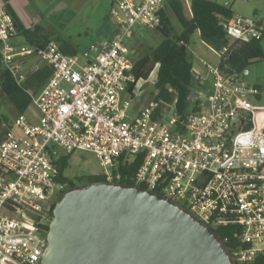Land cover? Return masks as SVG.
<instances>
[{
	"label": "built area",
	"instance_id": "built-area-1",
	"mask_svg": "<svg viewBox=\"0 0 264 264\" xmlns=\"http://www.w3.org/2000/svg\"><path fill=\"white\" fill-rule=\"evenodd\" d=\"M165 4L112 0L114 35L82 54H67L52 38L43 45L15 42L19 29L0 3L2 64L30 93L38 115L35 123L26 113L17 115L0 141V264L42 262L54 195L66 187L58 179L62 153L55 145L65 154L94 152L112 183L123 177L120 166L141 158L129 176L136 185L184 206L212 229L240 225L242 245L230 252L234 264H251L264 252V104L262 91L246 80L249 67L228 71L187 44L204 68L192 69L195 107L184 119L175 101L151 100L135 115L128 113L142 80L132 73L135 49L128 40L135 25L159 26ZM221 24L231 42L214 50L220 59L235 40L263 34L251 18H221ZM31 56L53 69L39 93L25 86Z\"/></svg>",
	"mask_w": 264,
	"mask_h": 264
},
{
	"label": "water",
	"instance_id": "water-1",
	"mask_svg": "<svg viewBox=\"0 0 264 264\" xmlns=\"http://www.w3.org/2000/svg\"><path fill=\"white\" fill-rule=\"evenodd\" d=\"M41 264H234L223 241L143 186L81 184L56 202Z\"/></svg>",
	"mask_w": 264,
	"mask_h": 264
},
{
	"label": "trees",
	"instance_id": "trees-1",
	"mask_svg": "<svg viewBox=\"0 0 264 264\" xmlns=\"http://www.w3.org/2000/svg\"><path fill=\"white\" fill-rule=\"evenodd\" d=\"M191 15L188 17L185 12L183 0H166L165 8L161 11V23L155 29L161 34L160 41L152 45L147 52L133 59L132 73L137 79L148 80L151 73L156 68L157 77L155 80L156 91L152 93V100L162 101L171 104L176 102V112L181 118H185L187 111L195 107L193 102L194 80L192 69L193 59L187 52L186 45L191 42L194 33L199 30L201 39L217 51L222 50L230 42L221 18L230 19L234 16L230 3H221L216 0H191ZM172 16L180 24L176 29L173 25ZM37 33L44 35V39L33 38L28 42L32 44H45L50 38V33L45 32V28L39 24L24 29L23 35ZM252 38L249 41L242 39L231 43L228 50L221 56L220 65L228 71H240L256 61L264 58V51L261 44L262 38ZM61 44L60 48L67 54H76L78 49L71 41L57 38ZM53 72L51 66L39 68L27 76L25 86H42L46 83ZM45 82V83H44ZM260 90L261 87L255 84ZM133 84L130 85L132 89ZM0 88L8 97L10 102L17 110V114L25 113L32 104V97L22 86H19L12 77L9 70L2 64L0 54ZM261 97V96H260ZM192 98V100H191ZM165 104L156 111V116H160ZM6 117L0 116V141L2 140L7 128L2 127ZM11 126V123L8 124ZM72 154L62 153L57 159L58 179L65 183L66 190L81 184L105 181L101 174H85L76 177L65 175V170L69 166ZM141 164V158L134 160L130 164L120 166L119 170L123 177L120 183L136 185V182L129 176L134 174ZM54 205L51 209L53 216ZM49 229V226H48ZM223 241L229 252L242 245L240 241V225H225L213 229ZM251 264H264V252L259 253Z\"/></svg>",
	"mask_w": 264,
	"mask_h": 264
},
{
	"label": "rangeland",
	"instance_id": "rangeland-1",
	"mask_svg": "<svg viewBox=\"0 0 264 264\" xmlns=\"http://www.w3.org/2000/svg\"><path fill=\"white\" fill-rule=\"evenodd\" d=\"M191 0H183L185 12L190 17ZM221 3H230L234 12V18L243 17L251 18L257 22L264 31V0H216ZM107 0H28L27 11L32 13L36 22L45 28L46 33L57 40L67 39L71 41L78 52L82 54L89 50L92 43L107 38L108 26L114 25L112 17L106 11L105 5ZM173 25L176 29L180 28V24L174 16H172ZM114 20V19H113ZM31 35V34H29ZM23 37H20L22 40ZM162 38L161 34L155 28L135 25L134 34L129 38L128 44L135 49L132 58H136L147 52L152 46L157 44ZM264 51V35L261 41ZM189 45L196 52L213 65H217L220 61V56L214 50L208 48L207 44H202L197 33L192 36ZM32 57V56H31ZM34 58L37 59L35 56ZM194 65L198 66V60H194ZM251 74L246 80L251 84H258L261 87L262 95L260 103L264 104V58L256 60L249 65ZM156 71H154L148 80H141L132 100V106L147 105L153 98L152 93L156 91L155 80ZM203 98H207L203 96ZM192 100V98H191ZM194 102H191L193 105ZM207 104V103H206ZM130 108L128 113L135 115L136 110ZM34 106H29L26 115L29 119H35ZM17 110L10 102L8 97L0 89V116L6 117L2 127L7 128L8 124H13L17 117ZM55 148L60 153H65V150L55 145ZM103 167L100 160L94 152L88 150L75 151L69 162L68 168L65 170V175L76 177L85 174H101ZM62 196L54 195L55 202H58Z\"/></svg>",
	"mask_w": 264,
	"mask_h": 264
},
{
	"label": "crops",
	"instance_id": "crops-1",
	"mask_svg": "<svg viewBox=\"0 0 264 264\" xmlns=\"http://www.w3.org/2000/svg\"><path fill=\"white\" fill-rule=\"evenodd\" d=\"M0 3L3 4L8 10L9 12L12 14L15 22H16V25L19 29V35L18 37L15 39V42L17 43H23V42H28L29 40L33 39V38H39V39H44V35H39L37 33H34V34H31V35H23L22 34V31L24 29H27V28H31L35 25L38 24V22H36V19H34V16L32 13L28 12L27 11V5H28V0H0ZM111 3H112V0H107L106 2V5H105V8H106V11L109 12V9H110V6H111ZM190 5V8H191V1L189 3ZM191 11H190V15H191ZM112 21L113 18H112ZM114 25H115V21H114ZM115 29H116V26H108V37H111L114 35L115 33ZM195 33H197L199 35V38L201 40V43L202 44H206L200 37V31L197 30ZM25 37L23 38L22 40H20V37ZM53 39V38H52ZM105 39V38H104ZM103 40V39H102ZM101 41V40H99ZM98 41V42H99ZM98 42L96 43H92L90 45V47L94 44H97ZM59 45L61 44V42L59 41L58 42ZM72 43V42H71ZM73 44V43H72ZM74 45V44H73ZM208 48L212 49V50H215L214 48H212L211 46H209L207 44ZM90 49V48H89ZM88 50V49H87ZM79 53V52H78ZM35 56H32V57H28L25 61V65H26V71H27V76H29L30 74H32L34 71H36L37 69L39 68H42V67H45L47 66L48 64L46 62H44L43 60H41L40 58L37 57L34 58ZM50 66V65H49ZM200 71H203L204 68L201 66L200 62H198V66H196ZM156 71V74H157V69L155 70ZM157 76V75H156ZM150 78V77H149ZM47 82V81H46ZM45 83V82H44ZM46 84V83H45ZM44 84V85H45ZM44 85L42 86H33V87H28L30 88L33 92L35 93H39L42 88L44 87ZM1 89V88H0ZM193 101V100H192ZM31 106V105H30ZM145 105H138L137 108H134L136 106H134L133 108L136 110V112H138L140 109H142ZM27 112V110H26ZM25 112V113H26ZM34 117L35 119H29L28 120L31 122V123H35L38 121V115H37V112L35 110V113H34Z\"/></svg>",
	"mask_w": 264,
	"mask_h": 264
},
{
	"label": "flooded vegetation",
	"instance_id": "flooded-vegetation-1",
	"mask_svg": "<svg viewBox=\"0 0 264 264\" xmlns=\"http://www.w3.org/2000/svg\"><path fill=\"white\" fill-rule=\"evenodd\" d=\"M61 196V195H60Z\"/></svg>",
	"mask_w": 264,
	"mask_h": 264
}]
</instances>
